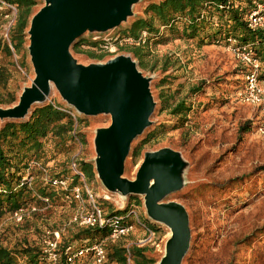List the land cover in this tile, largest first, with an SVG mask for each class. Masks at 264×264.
I'll return each instance as SVG.
<instances>
[{
	"label": "trees",
	"instance_id": "1",
	"mask_svg": "<svg viewBox=\"0 0 264 264\" xmlns=\"http://www.w3.org/2000/svg\"><path fill=\"white\" fill-rule=\"evenodd\" d=\"M7 1L17 6L18 13L10 29L11 43L0 41V51L5 52L8 58H12L14 53L28 55L30 21L36 12V6L42 1ZM255 1L264 3V0H149L143 14L136 15L131 23L119 28L118 35L122 39H134L133 44L126 43L121 47L138 59V65L141 68L156 69L158 60H161L160 67L164 73L158 82L161 88L158 110L160 114L165 113V118L158 126L151 125L145 129L146 133L143 132L141 141L132 148L131 154L135 159L142 154L146 144L158 140L163 133L185 127L191 115L207 105L196 101V97L205 91L206 82L192 85L184 95H180L179 88L172 87L176 79L182 76L180 70L186 62H192V54L196 51L217 45L233 57L236 63L231 93L236 100L249 69L245 63L237 60L234 51L228 50L230 38L237 40L236 45H252L255 57L262 62L260 74L263 76L264 30L252 29L248 25V15L255 8ZM176 40L184 42L187 46L179 48L180 50L171 56L166 54L159 59L154 55L155 48ZM99 43L100 41L93 39L92 36L82 35L75 41L73 49L101 59L104 53L97 52L96 47ZM155 57V63L152 65L150 61ZM184 58L189 61H184ZM20 65L24 67V61ZM11 67L15 71L18 70L14 62ZM11 70L7 66H0V84L8 92L9 99L5 101L8 103L16 100L15 93L9 88L13 75ZM218 86L220 85L215 86L214 83L210 88L219 90ZM69 107L66 101L46 100L35 104L25 119L0 121V220L21 208L43 205L44 197H48L52 205L69 203L77 206L72 189L76 185H84V182L75 171L74 164L85 175L86 183L95 178L97 170L93 161L82 158L73 161L72 152L76 148L77 140L83 143L84 134L81 127L87 122V115L82 114L75 120L65 110ZM260 117L261 114L257 111L253 123L256 130ZM33 162L46 168L48 176L46 177L44 170ZM57 177L68 178L69 188L56 186L53 180ZM91 190L96 195L98 205L108 216L126 214L131 209H115L105 202L106 200L99 199L98 194ZM35 213L37 212L29 215ZM29 215L22 222L15 223H23ZM141 224L149 223L142 219L137 226L140 227ZM75 226L76 229L69 236L61 231L60 264H67L69 255L98 241H105L107 250L105 264H129V257L132 262L130 264H155L157 261L151 255L152 250L149 246L139 247L131 244L128 247L136 238L134 234L111 239L109 238L111 228L108 225ZM5 228L0 235V264H51L43 248L49 231H44L38 239L24 238L9 246L3 242L5 230L9 227Z\"/></svg>",
	"mask_w": 264,
	"mask_h": 264
},
{
	"label": "rangeland",
	"instance_id": "2",
	"mask_svg": "<svg viewBox=\"0 0 264 264\" xmlns=\"http://www.w3.org/2000/svg\"><path fill=\"white\" fill-rule=\"evenodd\" d=\"M41 1L36 6V11L43 6L44 1ZM148 1L141 0L137 3L133 8L134 15L128 21L106 33L117 35L120 27L131 23L136 15L143 14ZM4 33L5 30L1 28L0 41L10 43V40L5 39ZM84 35L89 37L92 33ZM101 35L103 37L105 34ZM186 46L182 41H172L155 48L154 55L159 59L166 54L171 56L179 48ZM71 51L83 64L103 62L119 54H129L138 62L131 52L122 47L118 49V53L97 49L98 53H104L101 59L90 57L77 49L75 51L73 46ZM192 57V62L185 63L179 72L182 76L176 79L172 87L179 88L180 95H184L192 85L206 82L205 91L196 97V101L207 105L193 113L185 127L163 133L158 140L146 144L138 158L132 156L131 150L126 160L124 176L129 179L136 177L148 151L165 147L180 151L187 162L185 183L182 189L168 198L184 204L189 213L192 238L182 264H264V137L253 126L257 110L236 100L231 93L236 62L229 53L212 45L196 51ZM155 59L156 57L151 59L152 65ZM22 61L25 63L24 67L20 65ZM12 62L16 63L17 71L11 67ZM161 65L162 61L158 60L156 69L139 66L146 76L152 77L151 89L157 102L152 115V126H158L165 118V113L160 114L158 110L161 89L158 82L164 75ZM0 66H7L13 71L9 88L16 95L14 102H5L9 95L0 84V106L8 107L18 102L23 88L31 85L35 73L29 54L22 56L14 53L12 58H8L5 52L0 51ZM214 83L215 86L220 85L219 90L210 88ZM53 99L65 102L57 89L52 91L48 101ZM110 123L109 114L87 116V122L81 127L83 143L77 140L72 152L73 161L82 158L94 162L96 131ZM142 137L140 135L133 146ZM87 184L98 194L99 199L106 200L113 208H134L141 219L156 227V242L161 245V250L153 244L148 246L151 247V255L157 259L155 264H158L165 253L171 230L167 225L151 220L144 198L140 195L122 198L118 193L108 191L97 174ZM38 208L37 213L29 215L21 224H16L10 216L2 220L4 228L9 227L3 236L6 245L12 246L24 238L38 239L40 234L50 230L59 229L69 236L76 229L73 217L78 211V205L50 203ZM137 234L142 235V232L137 231Z\"/></svg>",
	"mask_w": 264,
	"mask_h": 264
},
{
	"label": "water",
	"instance_id": "3",
	"mask_svg": "<svg viewBox=\"0 0 264 264\" xmlns=\"http://www.w3.org/2000/svg\"><path fill=\"white\" fill-rule=\"evenodd\" d=\"M43 1L28 30L35 76L16 104L0 106V120L27 118L54 89L80 114H109L110 125L97 129L94 140L97 175L108 191L122 198H144L148 216L171 230L158 264H182L192 238L189 213L184 204L168 198L185 183L187 162L182 153L170 147L148 151L136 177L124 176L134 141L153 123L157 102L152 77L129 54L83 64L71 51L85 33L107 32L128 21L141 0Z\"/></svg>",
	"mask_w": 264,
	"mask_h": 264
},
{
	"label": "built area",
	"instance_id": "4",
	"mask_svg": "<svg viewBox=\"0 0 264 264\" xmlns=\"http://www.w3.org/2000/svg\"><path fill=\"white\" fill-rule=\"evenodd\" d=\"M18 13V8L15 4L10 3L7 0H0V29L5 30V39L10 40L9 34L12 25L14 24ZM248 25L252 29L264 30V3L255 1V8L248 15ZM101 34H105L103 37ZM146 36V32L143 33ZM92 37L95 40H99L100 43L96 49L105 51L107 53H118V49L126 43L133 44L135 41L132 38H121L118 34L112 35L104 33H92ZM11 43V42H10ZM237 40L235 38L229 39L228 50H232L235 53L237 60L245 63L248 67V73L246 74L243 88L237 93V99L244 103L250 104L261 114V120L259 121L257 133L264 137V74H260L263 68L262 62L255 57L252 45H236ZM75 119H78L80 113L73 107L65 109ZM33 164L40 166L39 163L33 162ZM47 175V169L40 166ZM75 171L80 175L84 185H76L73 187V198L77 202L78 211L73 217V223L77 226H105L108 225L111 228L109 238L118 239L120 237L134 234L135 239L128 244H135L139 247L153 246L158 247L161 250V245L156 242L158 238L157 229L149 224H141L140 227L137 223L142 221L140 215L136 209L131 208L126 214L121 215H107L104 210L98 205L96 201V195L92 192L86 183L85 175L80 172L76 164L73 165ZM30 179H32L30 177ZM53 183L63 189H68L70 182L68 178H55ZM87 195V196H86ZM44 204L49 205L50 199L48 197L43 198ZM87 202V204H85ZM38 206L34 205L29 208H21L11 214L10 218L15 222H22L24 218L32 212L38 211ZM4 230V223L0 220V235ZM137 231L142 232L137 234ZM60 238L61 231L56 230L54 232L49 231L46 239L44 240V252L51 264H60L61 254L60 250ZM107 261V250L105 247V241H98L92 245L80 249L78 252L69 255L67 264H105ZM131 263L129 257V264Z\"/></svg>",
	"mask_w": 264,
	"mask_h": 264
},
{
	"label": "crops",
	"instance_id": "5",
	"mask_svg": "<svg viewBox=\"0 0 264 264\" xmlns=\"http://www.w3.org/2000/svg\"><path fill=\"white\" fill-rule=\"evenodd\" d=\"M255 108V107H254Z\"/></svg>",
	"mask_w": 264,
	"mask_h": 264
}]
</instances>
